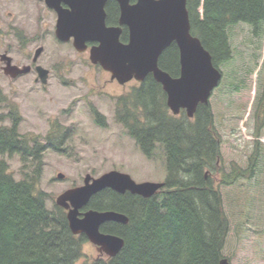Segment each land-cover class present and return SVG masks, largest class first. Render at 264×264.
<instances>
[{
  "label": "trees",
  "instance_id": "trees-1",
  "mask_svg": "<svg viewBox=\"0 0 264 264\" xmlns=\"http://www.w3.org/2000/svg\"><path fill=\"white\" fill-rule=\"evenodd\" d=\"M116 9L118 5L110 1L109 24L117 20ZM187 10L192 35L201 40L217 68L234 60V27L243 24L253 38L264 37V0H187ZM121 40L127 41V36ZM159 66L171 76H179L176 44L165 50ZM235 80L232 87L239 91L243 82ZM8 107V113L0 112V264H78L87 258V237L72 233L66 210L56 204L48 208L49 194L39 187L44 153L51 148L63 152L62 144L71 130L57 139L48 134L42 143L40 137L20 133L21 116L14 104ZM253 116L256 141L248 166L233 164L227 172L219 167L222 141L210 103L199 105L193 119L185 111L174 116L162 86L150 78L119 97L117 123L147 158L154 159L158 148L162 149L165 187L148 199L110 189L100 193V200L94 198L85 210H111L128 216L127 225L106 223L101 227V232L120 236L125 244L115 258L81 264H220L226 258L230 233L221 187L252 180L257 174L263 154L259 139L264 129V90ZM7 120L10 125L4 124ZM103 122L101 116L96 118L98 125ZM58 127L56 124L54 132ZM14 156L21 162L23 177L19 180L6 159Z\"/></svg>",
  "mask_w": 264,
  "mask_h": 264
},
{
  "label": "rangeland",
  "instance_id": "rangeland-1",
  "mask_svg": "<svg viewBox=\"0 0 264 264\" xmlns=\"http://www.w3.org/2000/svg\"><path fill=\"white\" fill-rule=\"evenodd\" d=\"M0 1L6 3L2 7L0 53L9 49L14 64L28 66L41 46L45 51L38 64L51 70L49 82L44 86L35 83V72L11 79L5 75L0 61V112L8 113V105L14 104L21 116L20 133L40 137L42 143L56 124L61 133L71 130L62 144L63 152L51 148L44 153L39 187L49 194L48 208H53L57 197L67 190L82 186L87 174L100 177L119 171L137 183L164 182L167 170L162 149L158 148L154 159L147 158L115 119V99L129 93L138 83L103 88L105 77L99 71H91L89 55H79L72 43L62 44L55 39L56 19L41 3ZM250 32L243 24L231 30L235 57L220 67L223 80L210 99L222 141L219 167L227 172L233 164L248 166L256 141L253 115L264 90V37L255 39ZM18 33L24 36L19 38ZM237 78L243 82L239 91L232 87ZM92 107L104 116L102 125L96 123ZM4 124L11 123L7 120ZM261 134L263 154L256 176L221 187L230 220L224 251L230 264H264V129ZM6 159L12 175L21 179L19 157ZM58 174L64 178L58 179ZM216 175L219 180V174ZM84 253L87 258L78 264L97 258L90 242L85 244Z\"/></svg>",
  "mask_w": 264,
  "mask_h": 264
},
{
  "label": "water",
  "instance_id": "water-1",
  "mask_svg": "<svg viewBox=\"0 0 264 264\" xmlns=\"http://www.w3.org/2000/svg\"><path fill=\"white\" fill-rule=\"evenodd\" d=\"M109 0H46L49 8L56 11L58 21L56 37L67 43L74 39L75 49L82 53L87 50V42H98L91 49L90 60L100 64L120 84L133 79L143 82L152 74L161 84L167 96V107L174 116L185 111L193 119L199 105H208L213 92L223 79L221 70L214 66L211 54L201 40L192 35L187 0H116L120 7L119 25L107 26L105 7ZM62 3L69 6L65 9ZM128 27L129 41L123 43V27ZM179 49L180 73L171 76L159 66L162 54L171 45ZM43 52L39 48L34 57L37 62ZM7 61L5 74L11 78L26 74L30 67L20 69ZM37 72L42 84L48 82V70L38 66ZM63 179V174H58ZM165 187V182L137 183L128 174L110 171L100 177L87 174L84 184L72 188L56 199V205L65 209L70 229L74 235H85L100 253L108 258L116 257L124 247V239L101 232L106 223L127 225L129 218L116 211L89 210L81 212L93 196L106 189L119 194L127 192L143 198H151ZM220 264H230L224 258Z\"/></svg>",
  "mask_w": 264,
  "mask_h": 264
},
{
  "label": "flooded vegetation",
  "instance_id": "flooded-vegetation-1",
  "mask_svg": "<svg viewBox=\"0 0 264 264\" xmlns=\"http://www.w3.org/2000/svg\"><path fill=\"white\" fill-rule=\"evenodd\" d=\"M38 1V3H41L44 7H45V9L47 10V11H49L54 17H55V19H56V25H55V31H54V36H55V39L59 42V43H62V44H68V43H72V46H73V48L75 49V47H74V39H71L69 42H67V43H63V42H60L58 39H57V37H56V26H57V21H58V15H57V13H56V11L55 10H53V9H51V8H49L48 6H47V4H46V0H37ZM110 1H112L115 5H118V9H116L115 11V17H116V21L114 22V23H111V24H109L108 22L106 23L107 24V26L108 27H116V26H118L119 25V18H120V7H119V4H118V2L116 1V0H109L108 2H107V5H106V7H105V10H106V13H107V7H108V3L110 2ZM36 2V1H35ZM136 2V0H134V1H132L131 0V3L132 4H134ZM6 3L4 2V1H0V26H3L4 25V23H3V20H2V17L4 16V13H3V9L4 8H2L4 5H5ZM26 6L28 5V4H25ZM62 6H63V8H65V9H69V6H67V5H65L64 3H62ZM28 8V10L30 11V10H33L32 8H29V7H27ZM108 16V15H107ZM17 36L19 37V38H22V36H24L22 33H18L17 34ZM123 36H127V41H122L123 43H128V41H129V30H128V27H126V26H124L123 27V32H122V35H121V39H122V37ZM17 39V38H16ZM100 44L98 43V42H87V50L85 51V52H82V53H80V52H78L76 49H75V51L79 54V55H86V54H88L89 55V62H90V64H91V67H90V69H91V71H99V73H101L102 75H103V77H105L104 78V81H103V84H102V87L103 88H107L109 85H120L121 87H125L127 84H129V83H132V82H135V83H138V86L137 87H134L133 89H135V88H138V87H140V86H142L143 85V83H145L146 82V80L148 79V78H150V79H152V80H154L155 82H157L156 80H155V78H154V76L152 75V74H150V75H148L146 78H145V80L143 81V82H139V81H137L136 79H133V80H131L130 82H128V83H126V84H120L119 82H118V80L117 79H114L113 77H112V73L111 72H109V71H106L104 68H102L101 66H100V64H93L92 62H91V60H90V55H91V49L94 47V46H99ZM39 48H43V47H38L36 50H35V53H36V51L39 49ZM44 51H45V49L43 48V52H42V54L44 53ZM35 53H34V55H33V58H32V64L31 65H28V66H19V65H16V64H14V62H13V59H12V57L10 56V51H9V49H5L4 51H3V53L1 54L0 53V61H1V63L4 65L3 66V71H4V73H5V68L7 67V61L6 60H3V57L2 56H4V55H6V56H8V57H10L11 59H12V65H14V66H16V67H18V68H20V69H23L24 67H30V71L28 72V73H26V74H21V75H18L16 78H11L10 76H8V75H6V76H8V77H10L11 79H18V78H20V77H23V76H26V75H29V74H31V73H36V77H35V83L36 84H39V83H41V80L39 79V74H38V72H37V67L38 66H40L39 64H38V61H39V59H38V61L37 62H34V57H35ZM41 54V55H42ZM41 57V56H40ZM39 57V58H40ZM42 67V66H41ZM43 68H45V67H43ZM46 70H48V82H49V79H50V75H51V70H49V69H47V68H45ZM223 74V73H222ZM109 77V78H108ZM223 80V79H222ZM48 82H47V84H48ZM158 83V82H157ZM42 84V83H41ZM47 84H45V85H47ZM158 84H160V83H158ZM42 85H44V84H42ZM44 85V86H45ZM161 85V84H160ZM132 89V90H133ZM163 89V88H162ZM131 90V91H132ZM130 91V92H131ZM164 91V90H163ZM106 94H109V93H106ZM122 96V95H121ZM121 96H118L116 99H115V108H116V100L119 98V97H121ZM92 113H93V115H94V117H95V121H96V118L97 117H99V116H101L103 119H105L104 118V116H102L99 112H98V110H96L94 107H92ZM56 126V125H55ZM54 126V127H55ZM55 130V129H54ZM54 130L52 131V132H50L49 134L51 135V137H53V138H61L62 136H64V134L63 133H61V131L60 130H58L57 132H54ZM60 133V134H59ZM66 140V139H65ZM117 193V192H116ZM127 193H129V192H127ZM127 193H125V194H127ZM129 194H131V193H129ZM122 195V194H121ZM124 195V194H123ZM98 198L99 200H100V193H98L97 195H95V196H93L92 197V199L90 200V202L94 199V198ZM89 202V203H90ZM89 205V204H88ZM87 205V206H88ZM87 206H85L82 210H81V212L83 213V212H87V211H89V210H85V208L87 207ZM111 224H114L113 222H110ZM88 242H90V241H88ZM91 243V242H90ZM92 244V243H91ZM93 245V244H92ZM93 249L97 252V258L96 259H100V258H107V256L104 254V253H100V248H98V247H96L95 245H93Z\"/></svg>",
  "mask_w": 264,
  "mask_h": 264
},
{
  "label": "bare ground",
  "instance_id": "bare-ground-1",
  "mask_svg": "<svg viewBox=\"0 0 264 264\" xmlns=\"http://www.w3.org/2000/svg\"><path fill=\"white\" fill-rule=\"evenodd\" d=\"M186 125V124H185ZM195 133V132H194ZM115 258V257H114Z\"/></svg>",
  "mask_w": 264,
  "mask_h": 264
}]
</instances>
